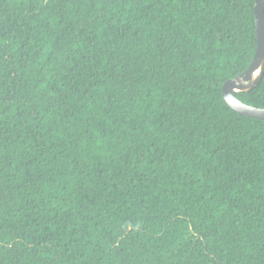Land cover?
Listing matches in <instances>:
<instances>
[{
    "label": "trees",
    "instance_id": "obj_1",
    "mask_svg": "<svg viewBox=\"0 0 264 264\" xmlns=\"http://www.w3.org/2000/svg\"><path fill=\"white\" fill-rule=\"evenodd\" d=\"M256 47L255 0H0V264H264Z\"/></svg>",
    "mask_w": 264,
    "mask_h": 264
},
{
    "label": "water",
    "instance_id": "obj_2",
    "mask_svg": "<svg viewBox=\"0 0 264 264\" xmlns=\"http://www.w3.org/2000/svg\"><path fill=\"white\" fill-rule=\"evenodd\" d=\"M257 47L249 67L223 83L222 93L235 111L257 119H264V108L243 102L235 92L252 90L264 76V0H255Z\"/></svg>",
    "mask_w": 264,
    "mask_h": 264
}]
</instances>
